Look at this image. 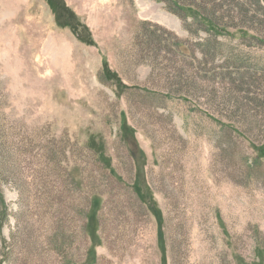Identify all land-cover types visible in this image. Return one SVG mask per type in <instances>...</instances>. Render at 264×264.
<instances>
[{"label": "rangeland", "instance_id": "1", "mask_svg": "<svg viewBox=\"0 0 264 264\" xmlns=\"http://www.w3.org/2000/svg\"><path fill=\"white\" fill-rule=\"evenodd\" d=\"M53 1L89 45L55 20L0 18V264H264V32L242 40L248 74L214 86L151 36L136 42L152 23L193 48L207 34L186 30L190 15L152 0Z\"/></svg>", "mask_w": 264, "mask_h": 264}, {"label": "trees", "instance_id": "2", "mask_svg": "<svg viewBox=\"0 0 264 264\" xmlns=\"http://www.w3.org/2000/svg\"><path fill=\"white\" fill-rule=\"evenodd\" d=\"M55 15L56 22L59 27H71V25L61 23V15L58 6L53 0H45ZM165 4L167 10L182 19H188L189 15L193 23L186 27L191 33L202 31L207 34V38L196 43L193 48L189 47L187 42L180 40L172 32L152 23L143 24V32L136 36V42L142 43L147 36L152 37V48L154 50L165 53L171 57L170 62L176 64V60L182 63L185 73L191 75L192 78L202 82H213L211 85L217 86L225 84L227 80L235 78L236 75L244 76L248 74L247 68H253L242 40L253 39L264 32V0H152ZM63 2V1H62ZM66 12L73 13L63 4ZM74 14V13H73ZM75 15V14H74ZM235 16L241 19V23L235 22ZM195 25L198 29L193 31L191 28ZM76 38L85 44L89 43L72 28ZM232 31L240 33L239 39V55L230 51L229 42L232 41ZM246 32L252 36H246ZM93 42V41H92ZM190 52V53H189ZM233 60V67L230 63ZM103 74L107 76L111 74L108 71L107 64H104ZM108 73V74H107ZM116 77V75H115ZM253 78V77H252ZM245 84V82H242ZM219 88V87H218ZM185 98V97H184ZM187 100V98H185ZM90 145L92 149L98 148L99 143L94 138L91 139ZM104 159L105 151L101 147L100 151ZM105 161V160H104ZM146 181L141 180V176L137 175L134 188L141 202H148L147 205L151 209L152 200L149 201V195L144 189ZM1 198V196H0ZM101 199L98 194L91 195L90 210L88 213L89 233L92 238L93 245L96 246L98 241L97 230V214L99 212ZM93 252L94 249L91 248ZM94 261V259H93Z\"/></svg>", "mask_w": 264, "mask_h": 264}, {"label": "crops", "instance_id": "3", "mask_svg": "<svg viewBox=\"0 0 264 264\" xmlns=\"http://www.w3.org/2000/svg\"><path fill=\"white\" fill-rule=\"evenodd\" d=\"M28 1L29 3V11L26 10V2ZM32 2H34L35 7L37 10L35 12H32L33 8H32ZM46 8V9H45ZM26 14L28 19H32L33 21H35L36 19H38L40 22L42 20H49V21H53L55 19V16L51 10V8L49 7L48 3L45 0H15L13 2H11V5L8 9L3 10L2 12H0V18L2 16H6V19L4 21L3 24H5L7 21L8 22H15L18 19L22 22L25 19L23 18V14ZM25 15V16H26ZM38 16V18H37ZM2 21V20H0ZM57 24V22H56ZM58 24H57V29L56 32L58 31Z\"/></svg>", "mask_w": 264, "mask_h": 264}]
</instances>
